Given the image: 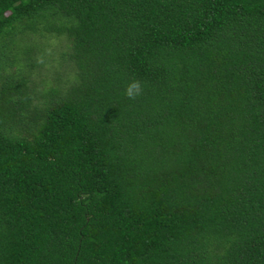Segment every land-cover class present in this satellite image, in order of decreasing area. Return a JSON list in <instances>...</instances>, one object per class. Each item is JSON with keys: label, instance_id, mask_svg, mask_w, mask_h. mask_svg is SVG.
<instances>
[{"label": "trees", "instance_id": "16d2710c", "mask_svg": "<svg viewBox=\"0 0 264 264\" xmlns=\"http://www.w3.org/2000/svg\"><path fill=\"white\" fill-rule=\"evenodd\" d=\"M0 264H264V0H0Z\"/></svg>", "mask_w": 264, "mask_h": 264}, {"label": "rangeland", "instance_id": "374dc122", "mask_svg": "<svg viewBox=\"0 0 264 264\" xmlns=\"http://www.w3.org/2000/svg\"><path fill=\"white\" fill-rule=\"evenodd\" d=\"M25 41L26 45L35 44L41 50L36 53V50L32 51V47L29 46L30 50L35 52L34 54L29 53L32 56L30 57L32 65L27 67L24 65L26 62L23 64L21 60H18L9 70L13 72V78H26V91L30 95V103L37 105L46 98L45 96L41 98V93L47 91L49 87L58 90L60 94L62 93L68 80L72 77L73 68L66 67L68 62L67 59H64L63 54L67 51V45L61 36L42 33L41 35H30L29 38H25Z\"/></svg>", "mask_w": 264, "mask_h": 264}, {"label": "clouds", "instance_id": "9594fccd", "mask_svg": "<svg viewBox=\"0 0 264 264\" xmlns=\"http://www.w3.org/2000/svg\"><path fill=\"white\" fill-rule=\"evenodd\" d=\"M143 93V86L139 80L132 81L125 89L124 95L127 99L135 100Z\"/></svg>", "mask_w": 264, "mask_h": 264}]
</instances>
